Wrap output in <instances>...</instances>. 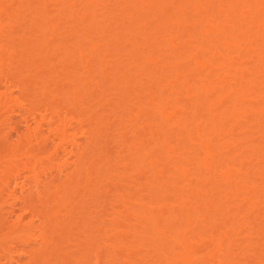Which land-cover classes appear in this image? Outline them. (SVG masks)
<instances>
[{
  "label": "bare ground",
  "instance_id": "obj_1",
  "mask_svg": "<svg viewBox=\"0 0 264 264\" xmlns=\"http://www.w3.org/2000/svg\"><path fill=\"white\" fill-rule=\"evenodd\" d=\"M99 1L0 0V264H264V0Z\"/></svg>",
  "mask_w": 264,
  "mask_h": 264
},
{
  "label": "rangeland",
  "instance_id": "obj_2",
  "mask_svg": "<svg viewBox=\"0 0 264 264\" xmlns=\"http://www.w3.org/2000/svg\"><path fill=\"white\" fill-rule=\"evenodd\" d=\"M99 1V0H98ZM117 0H101L99 1V9H100V12L99 13H105L104 17L107 21V23L104 25V27L106 25H109L111 24L113 26L114 29H116L115 32H120V29H121V19L123 16L124 13H127V12H124L125 10H127L128 8H123V6L125 5H120V4H116ZM104 6L105 9H102V7ZM253 6V5H251ZM217 12V11H215ZM218 18L219 16L215 13V14H212V20L215 19L218 21ZM113 23H116V24H113ZM212 23H215L214 21H212ZM213 25V24H212ZM119 26V27H117ZM106 29V28H105ZM112 30V28H109ZM260 46V43L258 44V47ZM254 90H252L253 92ZM18 118L15 117L14 118V121H17ZM247 120H237V121H233V125L236 126V133H243V134H246V137H248V139H252L253 137H250V134L251 132L248 130V127L246 125H248L247 123ZM256 137V136H255ZM254 144L256 145H260V146H264V141L258 139V138H255V142ZM230 158H233V160H235L236 158L234 157V154L230 155ZM239 161L236 162V166L239 167ZM255 163L256 161H253L252 164H248L246 165V168L247 169H253V168H256L255 166ZM250 179L251 180H257V177L253 174V171H251V174H250ZM174 194H178V193H174ZM218 220L220 219V217L218 215L214 216L212 215V220ZM245 221H241L240 223H238V225L235 226V230L233 231V238L234 239H238V240H241L243 238H245L248 234L246 228H247V225L244 224ZM217 224H219L220 227H222L221 229L219 228L218 231L221 230V232H225L227 230H229V228L232 227V224H233V221H228V222H220V221H217ZM224 226V224H227V226ZM215 230V229H214ZM246 230V231H245ZM218 231H215L214 234L217 235V232ZM26 259L25 256H20V257H17L16 260L19 262V263H23L24 260Z\"/></svg>",
  "mask_w": 264,
  "mask_h": 264
}]
</instances>
